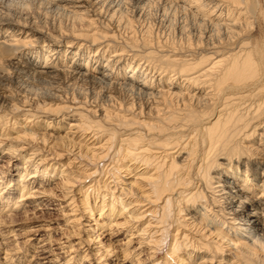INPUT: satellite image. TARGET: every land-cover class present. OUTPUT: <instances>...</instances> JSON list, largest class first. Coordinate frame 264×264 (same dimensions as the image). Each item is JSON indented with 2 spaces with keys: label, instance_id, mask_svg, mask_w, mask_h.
I'll return each mask as SVG.
<instances>
[{
  "label": "bare ground",
  "instance_id": "1",
  "mask_svg": "<svg viewBox=\"0 0 264 264\" xmlns=\"http://www.w3.org/2000/svg\"><path fill=\"white\" fill-rule=\"evenodd\" d=\"M262 4L0 0V136L9 124L40 143L0 148L25 163L5 205L46 194L38 176L91 178L82 204L100 229L128 225L124 259L138 237L151 258L166 250L152 264H264ZM52 128L65 135L39 130ZM52 141L83 175L47 161Z\"/></svg>",
  "mask_w": 264,
  "mask_h": 264
},
{
  "label": "rangeland",
  "instance_id": "2",
  "mask_svg": "<svg viewBox=\"0 0 264 264\" xmlns=\"http://www.w3.org/2000/svg\"><path fill=\"white\" fill-rule=\"evenodd\" d=\"M262 3H264V0H259L258 8L263 6ZM49 117L54 121L56 120L55 115ZM5 126L7 127L5 128V134L0 136L1 149L9 143L19 146L23 144L20 153L27 154L31 153L32 149L37 147L36 145H40V143L36 144L31 141L28 142V140L24 144L25 141H22V139L19 142L16 137L23 134V130L19 129L21 131L18 133L17 130L10 129L12 126L9 124ZM16 127L18 126L16 125ZM39 130L51 135L59 133L65 135V132L60 129L59 131L54 128L46 131ZM0 132H2L1 126ZM61 146L57 142H49V146L42 151L45 155L49 153L47 159L53 158L47 161L49 163L61 161L65 163V168L63 167L65 170L71 169L73 174L83 175L82 172H79V175L78 172L75 173V165L79 164L78 161H83L82 164H86L85 160H82V158L72 160V152H66L64 145ZM55 150L61 153L59 157H53ZM69 158H71L69 161H72L70 169L66 168ZM24 166L25 163L19 155L10 154L7 148L0 151V264H6L5 254L8 257H14L10 264H53L56 261L66 260L74 256L71 263L73 264L76 260L83 259L86 254L88 258L84 264H152L154 258L159 261L166 254V250L163 249L160 250L161 252L157 257H149L150 251L147 246L136 244L138 237H135L128 247L130 254L128 258L124 259L125 252L123 250L127 248L124 242L131 236L127 230L128 225L120 228L113 227L109 229L105 227L100 229V220H97V214L90 215L82 204L81 189H85L86 185L91 182V178L77 179L69 185L64 184L58 174L59 176L54 175L47 182L43 181L44 186L42 187H38L41 183V177L33 178L32 180L36 179V181L32 186L39 188L41 191L45 190L46 194L42 192L35 193L36 196L23 200L24 207L11 211V208L5 205L6 198L9 196L6 189L7 187H14L17 182L16 170L21 171ZM88 166H92V164ZM123 175H125V172H123ZM27 177L28 180L31 179V175ZM11 178L13 180L10 182ZM124 179L126 183L130 180L129 176ZM5 183H8L6 188ZM68 187L70 189H66ZM13 190V194H10L11 197L16 194L19 195L18 190ZM71 197H74V204L76 205L73 203L69 205ZM12 212H18L19 214L18 216H12ZM118 219L119 221L123 220L122 217ZM40 237L47 239L44 252L40 250L41 246L37 247L41 242ZM138 252L141 253L135 256ZM19 256H23L20 262H18Z\"/></svg>",
  "mask_w": 264,
  "mask_h": 264
}]
</instances>
